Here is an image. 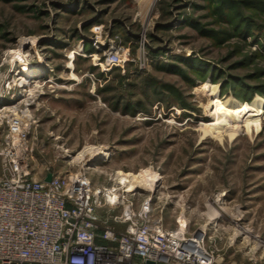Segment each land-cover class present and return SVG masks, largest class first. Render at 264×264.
Returning a JSON list of instances; mask_svg holds the SVG:
<instances>
[{"label": "rangeland", "instance_id": "rangeland-1", "mask_svg": "<svg viewBox=\"0 0 264 264\" xmlns=\"http://www.w3.org/2000/svg\"><path fill=\"white\" fill-rule=\"evenodd\" d=\"M25 62L43 78L17 86ZM29 86L36 171L140 175L213 264H264V0H0V105Z\"/></svg>", "mask_w": 264, "mask_h": 264}, {"label": "built area", "instance_id": "built-area-1", "mask_svg": "<svg viewBox=\"0 0 264 264\" xmlns=\"http://www.w3.org/2000/svg\"><path fill=\"white\" fill-rule=\"evenodd\" d=\"M106 51L112 63L117 55ZM15 76L17 86L43 78ZM29 88L22 89L25 96L11 92V107L0 110V264H213L203 230L190 231L185 222L165 227L152 213L150 195L136 204L134 190L93 183L84 164L36 171L27 159L33 120L21 108L31 103ZM99 210L114 213L102 219Z\"/></svg>", "mask_w": 264, "mask_h": 264}, {"label": "bare ground", "instance_id": "bare-ground-1", "mask_svg": "<svg viewBox=\"0 0 264 264\" xmlns=\"http://www.w3.org/2000/svg\"><path fill=\"white\" fill-rule=\"evenodd\" d=\"M41 71H42L41 66L39 67V66L23 65L22 68L19 69V71H18V74H19V78L18 79H21V78H24V79H26V78H38L39 74L41 73ZM201 88L208 93V96H212L213 93H214V90H215L214 86H208V84H206V83H204L203 86L201 85ZM30 91H32V88H30ZM19 101H21V100H19ZM1 105H3V106H1ZM1 105H0V110H6V109L11 107V105L9 103H3ZM206 106H205V110H207ZM229 107H231V106H229ZM229 107H227V106L224 107L223 106V108H224V110L222 109L223 115H228L229 116V115L232 114L233 110H232V108H229ZM103 156H104V154L103 155L100 154V155H97L95 157L93 155L92 157H94V160L96 159L98 161V158L100 159V157H103ZM92 161H93V158H92ZM125 175L128 177L126 179L124 177V179L126 181V184H127V187H125V188L128 191H130V189L133 190V188H138V189L143 188L142 187V183H144V182H142V181L144 180V178H141L140 175H134L132 173H126ZM153 179H154L153 180L154 182L157 181L155 178H153ZM122 180H123V178H122ZM175 243H177V240H175ZM177 247H179V245H177Z\"/></svg>", "mask_w": 264, "mask_h": 264}, {"label": "water", "instance_id": "water-1", "mask_svg": "<svg viewBox=\"0 0 264 264\" xmlns=\"http://www.w3.org/2000/svg\"><path fill=\"white\" fill-rule=\"evenodd\" d=\"M50 178H51V174L50 173H48L45 177H44V180L45 181H49L50 180ZM148 264H153V262L152 261H148L147 262Z\"/></svg>", "mask_w": 264, "mask_h": 264}]
</instances>
